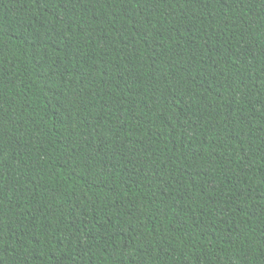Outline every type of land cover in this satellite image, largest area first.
I'll list each match as a JSON object with an SVG mask.
<instances>
[{"label":"trees","instance_id":"trees-1","mask_svg":"<svg viewBox=\"0 0 264 264\" xmlns=\"http://www.w3.org/2000/svg\"><path fill=\"white\" fill-rule=\"evenodd\" d=\"M0 264H264V0H0Z\"/></svg>","mask_w":264,"mask_h":264}]
</instances>
